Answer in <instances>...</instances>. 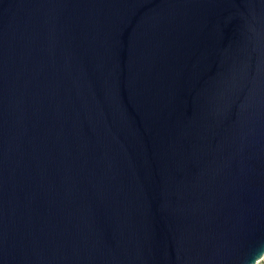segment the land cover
I'll use <instances>...</instances> for the list:
<instances>
[{
    "label": "water",
    "instance_id": "95a60500",
    "mask_svg": "<svg viewBox=\"0 0 264 264\" xmlns=\"http://www.w3.org/2000/svg\"><path fill=\"white\" fill-rule=\"evenodd\" d=\"M264 261V0H0V264Z\"/></svg>",
    "mask_w": 264,
    "mask_h": 264
},
{
    "label": "rangeland",
    "instance_id": "374dc122",
    "mask_svg": "<svg viewBox=\"0 0 264 264\" xmlns=\"http://www.w3.org/2000/svg\"><path fill=\"white\" fill-rule=\"evenodd\" d=\"M260 264H264V261H262Z\"/></svg>",
    "mask_w": 264,
    "mask_h": 264
}]
</instances>
